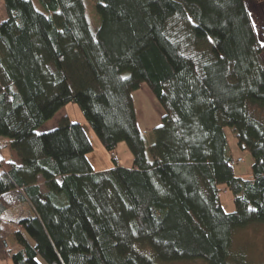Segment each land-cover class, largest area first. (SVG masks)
<instances>
[{
    "label": "trees",
    "instance_id": "1",
    "mask_svg": "<svg viewBox=\"0 0 264 264\" xmlns=\"http://www.w3.org/2000/svg\"><path fill=\"white\" fill-rule=\"evenodd\" d=\"M2 1L0 152L21 162L0 159L13 264H252L233 249L264 224V44L248 0H95V32L85 0ZM143 84L165 111L146 134L133 100ZM69 104L112 169L95 171L67 115L46 127ZM227 128L253 158L247 175L235 173Z\"/></svg>",
    "mask_w": 264,
    "mask_h": 264
},
{
    "label": "rangeland",
    "instance_id": "2",
    "mask_svg": "<svg viewBox=\"0 0 264 264\" xmlns=\"http://www.w3.org/2000/svg\"><path fill=\"white\" fill-rule=\"evenodd\" d=\"M87 16L90 22V27L93 32H95L100 26V17L95 9V0H85ZM247 7L255 23L256 29L259 34V38L262 44H264V0H248ZM4 3L0 0V18H4ZM264 61V54L262 55ZM144 110L146 115H153L154 106L147 100L143 102ZM70 119L72 123H79L83 126L84 130L89 137L93 151L89 154V159L93 165L95 171H106L114 167L112 162V156L106 151L103 145L100 143L98 136L95 134L91 125L86 121L84 115L76 104H69L61 110V113L57 114L54 119L47 124V128L55 127L64 116ZM149 129L152 125H149ZM145 129V128H144ZM227 139L229 147L235 159L243 158L242 163L234 166L235 173L237 175H247L252 168L253 158L247 152L241 151L237 147V140L233 134V130L227 128ZM9 151L3 149L0 152L1 158H9ZM116 157L118 160V165L124 168L131 167L133 165V155L126 143L119 144L116 151ZM10 159V158H9ZM237 159V160H238ZM1 171V170H0ZM221 200L223 206L227 212L234 211L233 197L230 193L223 191L221 194ZM234 250L237 251L239 255L247 257V260L252 264H264V224H255L246 230L239 232L234 239ZM14 248H17L15 246ZM242 258V257H241ZM243 259V258H242ZM177 264H206L203 261L193 262V263H177Z\"/></svg>",
    "mask_w": 264,
    "mask_h": 264
},
{
    "label": "crops",
    "instance_id": "3",
    "mask_svg": "<svg viewBox=\"0 0 264 264\" xmlns=\"http://www.w3.org/2000/svg\"><path fill=\"white\" fill-rule=\"evenodd\" d=\"M133 100L135 105V111L137 115L138 125L142 133H149L156 127H159L162 124L163 117L165 115V111L156 97L153 95L151 89L147 84H143L139 90L133 93ZM147 100L154 106V114L155 116L146 115L144 110L143 102H147ZM149 125H152L150 127ZM145 128V129H144ZM52 129V128H48ZM9 151V158H5L7 160H12L16 165H20V159L18 155L12 151L10 148L6 149ZM240 158V157H239ZM3 159V158H1ZM129 168V167H128ZM16 245L15 236L11 235L7 241H3L0 238V264H13L11 260V254L17 251V248H14Z\"/></svg>",
    "mask_w": 264,
    "mask_h": 264
},
{
    "label": "built area",
    "instance_id": "4",
    "mask_svg": "<svg viewBox=\"0 0 264 264\" xmlns=\"http://www.w3.org/2000/svg\"><path fill=\"white\" fill-rule=\"evenodd\" d=\"M244 159L243 158H239L238 160H236L235 162H232V164L234 165L235 163H240V162H243Z\"/></svg>",
    "mask_w": 264,
    "mask_h": 264
}]
</instances>
